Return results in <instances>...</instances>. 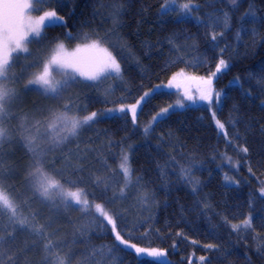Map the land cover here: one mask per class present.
I'll list each match as a JSON object with an SVG mask.
<instances>
[{
	"label": "trees",
	"instance_id": "1",
	"mask_svg": "<svg viewBox=\"0 0 264 264\" xmlns=\"http://www.w3.org/2000/svg\"><path fill=\"white\" fill-rule=\"evenodd\" d=\"M170 1L49 0L47 7L64 22L45 27L32 43L43 59L63 41L99 42L116 58L122 78L109 94L87 88L80 97L82 118L135 104L180 72L210 76L221 56L228 62L214 83L224 93L217 115L228 140L205 107L157 117L178 98L157 90L134 122L130 113L100 117L49 154V171L64 188L85 192L93 206L103 205L130 243L161 249L166 256L138 260L131 251H121L124 246L115 241L110 225L92 208L55 212L33 199L32 228L5 230L0 209V264H57L58 256L64 264H264V0L235 5L231 0H175L193 9L175 16L162 13ZM224 13L228 27L216 23ZM125 154L132 167L127 187L120 169ZM225 155L241 166L226 164ZM19 158L12 172L4 167L0 176L29 194L27 161L21 163L29 159L28 150ZM172 158L175 163H168ZM158 165H165L163 173ZM181 167L191 168L195 183L181 179ZM248 218L252 226L244 228Z\"/></svg>",
	"mask_w": 264,
	"mask_h": 264
},
{
	"label": "rangeland",
	"instance_id": "2",
	"mask_svg": "<svg viewBox=\"0 0 264 264\" xmlns=\"http://www.w3.org/2000/svg\"><path fill=\"white\" fill-rule=\"evenodd\" d=\"M21 2H27L31 5V7L24 12V16L31 20H36L40 16H42L45 12L54 11L53 9H49L47 4H49V0H43L42 3H37L36 0H21ZM169 15H181L186 14L185 11L180 7V5L176 2L170 1L167 4ZM58 15V14H57ZM61 17L60 15H58ZM62 21H50L45 20L44 24L41 26L40 35L36 36L34 33H29L28 38L24 41V45L27 47L28 51H18L13 52L10 58V68L8 73V80L5 82L7 86L14 90L15 96L14 99L6 106L8 115L7 118L3 121H0V127L6 128L8 132L9 138L0 144V174L3 171L2 168L7 167L10 172H12V167L17 166L19 163V156L21 153L25 152L26 148L23 146L24 137L26 135H38L41 137L38 139V143L41 145V150L43 152L42 157H40L39 166L42 167L43 171L47 173L50 177L56 179L50 171H49V161L51 158V151H57L64 143L70 140L73 137H76L83 129H85L88 125L82 126L78 130V134L76 136H69L68 139L53 148L50 143V136L54 133L48 129L47 125L51 120V115L53 112H60L64 110V105H68L71 111L69 115H74L78 118H82L79 115V107L81 106L80 97L83 92H87V88H97L99 91L105 94H109L110 91L118 84L120 79L122 78V69L120 66V73L117 74H105L101 76L98 80H87L83 76H80L79 73L75 72L72 68H64L58 69L56 65L50 66V78L53 82L60 81L64 83L67 81L66 87H64L61 98L60 99H51L48 95L44 94L43 87L41 85L29 84L30 80H34L37 75L42 73L44 65L48 63L51 57L55 54L57 47L59 45H63L64 51L68 54L75 53L80 57H95V58H103L105 52L103 50H107L108 53H111L110 50L99 42H90L86 44H75L70 45L67 42L63 41L58 43L52 51L43 59L39 52V48L35 45H32L34 41L40 38L43 33L45 27L61 24ZM93 43L97 44L96 49H90L88 51L78 52V49H83L88 45ZM113 56V54L111 53ZM224 71V70H223ZM222 71V72H223ZM221 72V73H222ZM182 76H177L175 80L172 79L170 83L165 86L158 87L149 93L148 97H146L145 101L157 90H163L167 92H174L177 94L176 103L174 106L169 108L167 113H164L161 118L164 116L167 117L170 113L178 110H184L186 108H198L205 107L208 108L211 113L215 111L214 121L219 120L217 115V108L220 107L224 93L215 88V80L220 76L221 73H218L217 76L213 79V88L215 91L221 93L220 104L217 105L213 103V105H209L206 101H202L199 99L200 89L203 87L202 79H206L209 76H201L194 75L186 72H182ZM171 85V86H169ZM188 96L193 97L192 100L188 99ZM179 100V101H178ZM141 102L139 107L137 108L136 117L141 111L142 105L145 102ZM178 102H182L184 105L181 107ZM119 109V108H118ZM117 108L111 109L114 111H103L101 113H97V117L94 121L103 116H112L116 114H125L130 113V109L125 107L126 111L120 113ZM37 121H40L39 125V133L36 132V129L33 127ZM94 121L90 122L93 123ZM89 124V125H90ZM216 125V123H215ZM217 127V126H216ZM28 129V131H25ZM219 133L224 136L227 140V135H223L221 130L217 127ZM63 135V134H62ZM48 137L49 139H45ZM75 139V138H73ZM50 148L53 150L49 151ZM236 154V152H235ZM49 156V157H48ZM225 163L233 164L236 163L235 168H237L238 163L231 155H225ZM37 157H34L31 153H29V159L26 158L21 163L25 162L26 164V176L24 179V185L29 194H24L23 191H19L15 185L10 182V180H5L3 177L5 174L0 176V191H3L5 195L9 197L14 206L17 208V214L19 217H27L30 225L35 226L33 222L32 215L30 214V207L32 205L33 199H37L44 207H48L49 209L59 212L61 208L65 207L61 202L59 195H53V200L51 201H43L39 197L38 193L35 191L36 186V177L33 175L35 173V169L38 166L36 164ZM129 166L131 169L130 157H129ZM121 169V168H120ZM132 172V170H131ZM122 173V169H121ZM15 172L13 173V177ZM122 179L124 176L122 175ZM57 180V179H56ZM58 181V180H57ZM131 181L128 185H130ZM61 184V182L59 181ZM63 187V186H62ZM64 188V187H63ZM65 190H69V188L65 187ZM264 189V188H261ZM261 196L264 197V194L261 193ZM86 196L89 201V209H93L95 212V207L93 206V202H91L86 195L85 192L82 191V198ZM29 198L30 200H28ZM74 203V201H73ZM103 206V205H102ZM104 207V206H103ZM1 212L5 215L3 216V221L1 225L5 230L9 229H17L21 226L17 223L16 219L11 216L10 213L2 209L0 206ZM104 209L108 211L105 207ZM97 213V212H96ZM109 213V211H108ZM99 214V213H98ZM110 214V213H109ZM106 222V221H105ZM107 223V222H106ZM111 227V225H110ZM32 228V227H28ZM27 229V228H26ZM131 251V250H129Z\"/></svg>",
	"mask_w": 264,
	"mask_h": 264
},
{
	"label": "snow or ice",
	"instance_id": "3",
	"mask_svg": "<svg viewBox=\"0 0 264 264\" xmlns=\"http://www.w3.org/2000/svg\"><path fill=\"white\" fill-rule=\"evenodd\" d=\"M37 3H42L43 0H36ZM175 2V0H173ZM231 3L235 5L237 0H231ZM31 5L27 2H21V0H0V121H3L7 118L8 111L7 105L14 99L15 93L14 90L9 88L5 83L8 80V73L10 68V58L13 52L23 51L27 52L28 49L24 45V41L28 38L29 33H34L36 36L40 35L41 26L44 24L45 20L50 21H62L63 17H59L55 11L45 12L42 16H40L36 20H31L24 16L25 10L29 9ZM180 7L185 11L186 14L191 13L192 5L191 3H184L180 5ZM168 6L165 5L162 8V13L167 14ZM252 15L251 13H245V17ZM211 19V17H210ZM250 22V21H249ZM216 23H222V26L228 27L229 25V17L227 13H224V20L221 22L219 19L216 20ZM211 26V25H209ZM222 37L223 32L219 33ZM237 38H239V33H237ZM211 41H213V47H218V44L215 43L217 40V34L213 32L210 37ZM97 44L93 43L91 45L86 46L83 49H78V52L88 51L90 49H96ZM105 55L103 58H95V57H80L75 53L68 54L64 51L63 45H59L55 54L51 57L47 64L44 65L42 73L37 75L34 80H30L29 84L41 85L43 87L44 94L48 95L51 99H60L61 93L67 85V81L61 83L60 81L53 82L50 78V66L56 65L58 69L64 68H72L75 72L79 73L80 76H83L87 80H98L101 76L105 74H119L120 64L117 62L116 58L108 53L107 50H103ZM223 53L224 49L220 50ZM228 62L221 56L219 58V62L216 65V70L211 73V75L202 79L203 87L200 89L199 99L202 101H206L210 106L213 103L219 105L221 93L215 91L213 88V79L217 76L218 73H221L223 70L228 68ZM183 73H177L172 77L173 80L176 79L177 76H182ZM233 83H238L234 81ZM171 86V85H169ZM149 93H144L140 99L128 108L131 111L132 120L135 121L137 108L140 103L145 101L146 97H148ZM189 100H192L193 97L188 96ZM178 104L183 107L182 102H178ZM172 107V106H169ZM71 109L66 104L64 105V110L60 112H53L51 115V120L48 123L47 127L54 134L50 136V143L53 148L64 143L69 136H76L78 134V130L85 125H89L90 122L94 121L97 117L96 112H91L88 115L83 116V118H78L74 115H69ZM114 111V110H109ZM118 111L123 113L126 111L124 106H121ZM169 111L168 108L161 109L160 112L156 114L157 117H161L164 113ZM215 111L212 112L213 117H215ZM153 120H156V117H153ZM40 121H37L33 126L36 129V132L39 133V125ZM216 126L221 130L223 135H227L225 124L220 120L215 121ZM25 131H28L26 129ZM149 131L148 128L144 129V132L147 133ZM63 134V135H62ZM9 138L8 132L6 128L0 127V144H3L5 140ZM38 135H26L24 137L23 146L31 153L34 157H37L36 164L38 165L35 169V173L33 175L36 177V186L35 191L38 193L39 197L43 201H51L53 200L54 193L59 195L61 202L63 205L67 207L76 208L78 211H89V201L86 196L82 198V191H71L65 190L62 185L56 179L50 177L47 173H45L40 164V157H42L43 152L41 150V145L37 142L40 139ZM45 139H49L45 137ZM50 148L49 151L53 150ZM244 152H247L248 149L245 147L242 149ZM168 163H175V159L172 158ZM161 168L163 173L165 165H158ZM120 168L122 169V175L124 176L125 187L131 181L132 172L129 166V157L127 154L123 156V162L120 164ZM81 171L83 169H80ZM181 179L185 180V182L195 183L190 180L191 168H183L181 167ZM139 182V178L137 183ZM97 183H100V180L97 179ZM75 187V184H73ZM195 191V188H193ZM261 193L264 194V189H261ZM120 194L123 197L124 189H120ZM106 195V193H105ZM74 201V203H73ZM0 206L2 209L11 214L13 218L16 219L17 223L21 226L22 229H26L28 227H33L30 225L27 217H19L17 214V208L14 206L12 201L9 199L7 195L4 194L3 191H0ZM95 210L99 213V217H102L104 221L107 222L108 225H111V232L114 233V239L119 243V245L124 246L121 248V251L131 250V254L135 255L138 260L141 258H160L165 257L166 252L157 249V248H146L139 247L134 243H130L129 240L125 239L124 236L121 235L120 231L117 230L116 220L110 215L104 207L97 203L94 205ZM98 217V218H99ZM35 218V214L33 215V219ZM242 226L244 228H250L251 218L245 219L242 222ZM103 227V224L101 225ZM234 229H239L241 225H233ZM34 231L43 238L45 236L44 231L36 227ZM45 251L50 252L52 245L51 243L45 244ZM207 247L211 248L213 245H208ZM101 252L103 249L100 250ZM113 248H108L107 252L111 253ZM95 255V251L92 253ZM204 257H200L201 261H204ZM57 264H64V260L61 257H57Z\"/></svg>",
	"mask_w": 264,
	"mask_h": 264
},
{
	"label": "bare ground",
	"instance_id": "4",
	"mask_svg": "<svg viewBox=\"0 0 264 264\" xmlns=\"http://www.w3.org/2000/svg\"><path fill=\"white\" fill-rule=\"evenodd\" d=\"M213 119H214V118H213ZM240 166H241V164H239V163H238V166H237V168H239ZM131 170H132V167H131Z\"/></svg>",
	"mask_w": 264,
	"mask_h": 264
}]
</instances>
